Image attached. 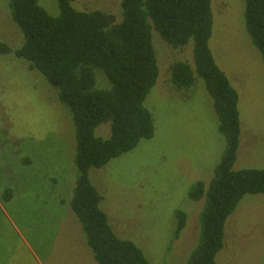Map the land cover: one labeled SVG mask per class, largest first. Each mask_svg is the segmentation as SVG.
Returning a JSON list of instances; mask_svg holds the SVG:
<instances>
[{
    "label": "rangeland",
    "instance_id": "1",
    "mask_svg": "<svg viewBox=\"0 0 264 264\" xmlns=\"http://www.w3.org/2000/svg\"><path fill=\"white\" fill-rule=\"evenodd\" d=\"M120 1L74 0L72 6L120 19ZM211 2L209 46L239 96L241 132L233 168H259L264 165V64L246 31L244 0ZM38 3L59 14L58 0ZM0 41L12 50L24 41L8 0H0ZM152 44L159 73L144 106L153 118V134L104 166L90 168L89 178L119 237L140 247L151 264H186L204 203V198L191 200L188 191L196 181L211 180L226 140L203 80L197 77L179 90L170 81L174 61L193 65V41L174 48L152 30ZM94 74L96 83L100 74L108 84L99 70ZM94 133L107 138L110 123ZM75 152L72 116L56 89L13 52L0 53V264H98L69 206ZM179 209L186 221L173 239ZM216 263L264 264V194H245L227 218Z\"/></svg>",
    "mask_w": 264,
    "mask_h": 264
},
{
    "label": "trees",
    "instance_id": "2",
    "mask_svg": "<svg viewBox=\"0 0 264 264\" xmlns=\"http://www.w3.org/2000/svg\"><path fill=\"white\" fill-rule=\"evenodd\" d=\"M73 1L58 0L59 14L54 16L38 0H8L10 16L24 41L15 50L0 41V53L13 52L30 70L39 71L71 113L76 152L69 206L93 260L98 264H151L140 247L114 231L99 206L102 196L90 181L89 169L104 166L153 134V118L144 100L159 73L152 44L155 30L174 48L193 41V65L174 61L170 81L179 90L191 87L197 77L203 80L213 99L218 130L226 140L211 180L207 185L196 181L188 191L191 200L204 198V203L198 239L186 264H217L227 218L245 194H264V165L233 168L241 132L239 96L209 46L211 0H121L120 19L99 9L79 10ZM244 15L248 36L264 64V0H244ZM94 69L104 75L109 88L100 74L96 83ZM107 121L110 135H95V129ZM175 216L173 239L186 221L180 209Z\"/></svg>",
    "mask_w": 264,
    "mask_h": 264
}]
</instances>
